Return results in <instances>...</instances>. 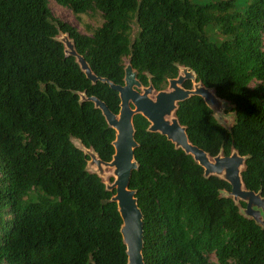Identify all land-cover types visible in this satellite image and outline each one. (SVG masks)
<instances>
[{
    "label": "trees",
    "instance_id": "16d2710c",
    "mask_svg": "<svg viewBox=\"0 0 264 264\" xmlns=\"http://www.w3.org/2000/svg\"><path fill=\"white\" fill-rule=\"evenodd\" d=\"M103 23L82 35L49 0H0V264H128L117 204L89 156L110 163L116 133L92 102L118 115V93L93 84L58 40L68 36L91 72L166 90L180 69L230 106L228 129L200 97L178 104L189 142L210 158L237 152L241 180L264 199V0H53ZM134 28L136 31H134ZM127 60V62H125ZM183 88L192 89L190 82ZM133 118L129 189L143 216V264H264V227L241 213L225 180Z\"/></svg>",
    "mask_w": 264,
    "mask_h": 264
},
{
    "label": "water",
    "instance_id": "95a60500",
    "mask_svg": "<svg viewBox=\"0 0 264 264\" xmlns=\"http://www.w3.org/2000/svg\"><path fill=\"white\" fill-rule=\"evenodd\" d=\"M63 43L70 51L67 55L76 59L87 79L93 84L97 82L107 84L110 89L118 93L120 99L119 114L114 115L97 98L86 99L84 95L81 96L82 100L92 102L95 108L101 111L108 126L116 133L112 161L102 162L94 152L84 149L82 145L79 149L84 151L91 159V164L98 168L97 175L100 178L103 174L102 167L113 169L115 181L111 186H106V189L115 193L111 201L117 204L122 219L121 235L126 246L128 264H143V216L138 208L135 192L129 189L132 172L138 168L134 159L137 144L134 139L133 118L136 115H141L149 122V132L166 137L176 149H181L185 154L190 155L203 168L206 178L216 176L229 183L231 186L229 196L236 204L239 201L245 203V217L252 219L258 225L264 224L261 216L264 212V199L261 193L247 191L241 180L245 158L239 156L237 152H233L228 157L218 155L210 158L203 150L189 142L185 128L174 116L178 104L191 97H200L212 112L221 107L223 101L216 97L213 90L198 83L192 71L181 68L179 76L169 80L166 90L156 92L152 86L142 87L137 80V73L128 64L125 68L124 85H115L107 79L96 77L91 72L84 58L75 52L68 36ZM185 82L192 84L191 90L183 88Z\"/></svg>",
    "mask_w": 264,
    "mask_h": 264
},
{
    "label": "rangeland",
    "instance_id": "374dc122",
    "mask_svg": "<svg viewBox=\"0 0 264 264\" xmlns=\"http://www.w3.org/2000/svg\"><path fill=\"white\" fill-rule=\"evenodd\" d=\"M194 4H205L208 0H191ZM237 9H245L249 4L250 0H235ZM49 8L55 19L60 20L74 27L82 35H92L93 31L100 27L103 23L102 17L99 13H88L87 15H82L75 17L69 10L58 6L53 0H49ZM134 31L136 29L134 28ZM66 35H61L58 40L62 42L65 47L66 54L69 53V49L63 43ZM127 62V60H125ZM181 73V71H180ZM179 73V74H180ZM167 89V88H166ZM215 119L225 128H230L234 123V113L230 110V106L224 102H221V107L213 111ZM77 147H81L79 143L75 142ZM88 171L98 174V168L91 164V159L89 158L87 164ZM102 181L105 186H111L115 181V176L113 174V169L102 167ZM241 213L244 215V209L241 208ZM245 216V215H244ZM262 220L264 221V212L261 214ZM261 226L264 227V224Z\"/></svg>",
    "mask_w": 264,
    "mask_h": 264
},
{
    "label": "bare ground",
    "instance_id": "6f19581e",
    "mask_svg": "<svg viewBox=\"0 0 264 264\" xmlns=\"http://www.w3.org/2000/svg\"><path fill=\"white\" fill-rule=\"evenodd\" d=\"M239 202H240V201H239ZM239 202H238V203H239Z\"/></svg>",
    "mask_w": 264,
    "mask_h": 264
}]
</instances>
